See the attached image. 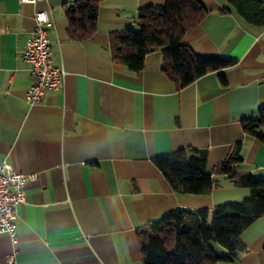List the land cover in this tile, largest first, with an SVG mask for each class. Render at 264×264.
Here are the masks:
<instances>
[{
	"label": "crops",
	"instance_id": "crops-1",
	"mask_svg": "<svg viewBox=\"0 0 264 264\" xmlns=\"http://www.w3.org/2000/svg\"><path fill=\"white\" fill-rule=\"evenodd\" d=\"M72 1L0 0V162L38 174L17 208V240L0 234V264L12 251L15 264H144L139 232L164 213L250 196L217 172L237 144V171L264 178V142L242 124L264 105V27L243 20L229 0H201L210 12L182 43L236 64L182 87L163 71L162 50L135 72L115 62L110 48L113 31L137 26L141 6L167 0H102L96 32L81 41L68 31ZM41 9L54 19V64L66 76L30 104L22 53ZM190 148L207 150V170L218 181L210 194L175 191L154 161ZM241 241L246 249L218 264H264V216Z\"/></svg>",
	"mask_w": 264,
	"mask_h": 264
},
{
	"label": "trees",
	"instance_id": "trees-1",
	"mask_svg": "<svg viewBox=\"0 0 264 264\" xmlns=\"http://www.w3.org/2000/svg\"><path fill=\"white\" fill-rule=\"evenodd\" d=\"M102 0H74L66 5L69 35L85 40L97 30ZM236 13L246 22L264 27L262 0H229ZM210 9L201 0H167L165 5H144L138 9L136 27L110 34L112 58L132 71L144 68L146 56L163 52V71L180 86H186L212 70L236 64L232 58L199 56L182 43L183 36L196 28ZM222 82L226 78L221 74ZM244 129L264 142V105L257 113L245 117ZM173 189L193 195H207L218 184L208 172L205 149H181L154 159ZM243 162L241 146L218 168L235 183L250 189V196L222 202L210 210L180 207L164 213L139 232L144 264H218L233 261L246 249L241 241L243 231L264 216V178L239 173Z\"/></svg>",
	"mask_w": 264,
	"mask_h": 264
},
{
	"label": "built area",
	"instance_id": "built-area-1",
	"mask_svg": "<svg viewBox=\"0 0 264 264\" xmlns=\"http://www.w3.org/2000/svg\"><path fill=\"white\" fill-rule=\"evenodd\" d=\"M38 4L44 0H22ZM36 28L27 40L22 57L29 65L31 84L26 92L30 104L42 101L47 90L59 89L65 79L64 68L54 64L49 30L54 26L51 11L38 10L35 14ZM38 177L37 173L16 170L8 161L0 162V234H8L12 241L17 240L15 221L17 208L26 201L27 184ZM16 263V252L6 256V264Z\"/></svg>",
	"mask_w": 264,
	"mask_h": 264
}]
</instances>
